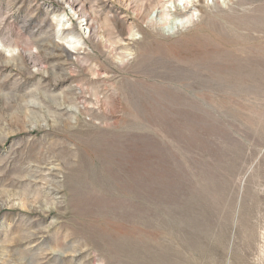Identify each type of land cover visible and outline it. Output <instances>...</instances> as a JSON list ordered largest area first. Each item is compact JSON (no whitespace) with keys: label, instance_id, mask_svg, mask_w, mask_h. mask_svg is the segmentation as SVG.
<instances>
[{"label":"rangeland","instance_id":"obj_1","mask_svg":"<svg viewBox=\"0 0 264 264\" xmlns=\"http://www.w3.org/2000/svg\"><path fill=\"white\" fill-rule=\"evenodd\" d=\"M71 1L0 0V264H264V0Z\"/></svg>","mask_w":264,"mask_h":264},{"label":"bare ground","instance_id":"obj_2","mask_svg":"<svg viewBox=\"0 0 264 264\" xmlns=\"http://www.w3.org/2000/svg\"><path fill=\"white\" fill-rule=\"evenodd\" d=\"M111 1L112 4L120 7L119 10H123L122 13L124 15L122 16V18L124 17L126 20L132 19L134 21L140 18L144 7L143 3H146L143 2L141 4L142 6L138 8L135 4V0H111ZM231 2L232 0H212V3L214 5H220V4L227 5L228 3ZM67 3L70 5V9L73 10V13L76 16H78L77 4L71 0H67ZM209 3H210L209 0H156L155 4L150 9L151 12L148 16L147 23L152 27L153 26L157 27L161 32H164V34L173 35L180 30H184L192 26L196 21H198L201 14V9L210 7ZM146 12L148 13L147 10ZM85 21L87 22L88 20L86 19ZM85 26H86L85 30H87L88 32H92V30H94L92 23L87 22ZM134 32L133 29L131 28L130 33L132 37L135 36ZM79 41H77L76 43L77 45L75 46L72 45V47H74L75 50L77 49L80 43ZM71 43L75 44V41H72Z\"/></svg>","mask_w":264,"mask_h":264}]
</instances>
